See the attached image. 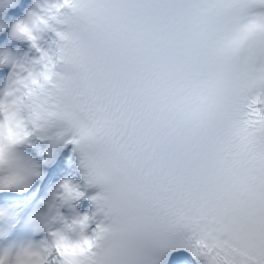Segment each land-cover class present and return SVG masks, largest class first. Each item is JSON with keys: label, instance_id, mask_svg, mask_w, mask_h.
Masks as SVG:
<instances>
[{"label": "snow or ice", "instance_id": "6c2138e0", "mask_svg": "<svg viewBox=\"0 0 264 264\" xmlns=\"http://www.w3.org/2000/svg\"><path fill=\"white\" fill-rule=\"evenodd\" d=\"M9 36L0 264H264V0H38Z\"/></svg>", "mask_w": 264, "mask_h": 264}, {"label": "bare ground", "instance_id": "6f19581e", "mask_svg": "<svg viewBox=\"0 0 264 264\" xmlns=\"http://www.w3.org/2000/svg\"><path fill=\"white\" fill-rule=\"evenodd\" d=\"M37 2H38V0H33V2L31 3V8L28 9L27 13H28L29 11L36 10V4H37ZM50 35H51V33H50ZM41 43H42V42H41ZM29 56H30V57H33V56H35V55L29 54ZM83 205H84V203L82 202V200L79 201V207L81 208ZM78 211H79V210H78ZM80 211H82V210H80Z\"/></svg>", "mask_w": 264, "mask_h": 264}, {"label": "rangeland", "instance_id": "374dc122", "mask_svg": "<svg viewBox=\"0 0 264 264\" xmlns=\"http://www.w3.org/2000/svg\"><path fill=\"white\" fill-rule=\"evenodd\" d=\"M41 42H42V44L45 47H48L51 44V41H50V33L44 34L43 39H42Z\"/></svg>", "mask_w": 264, "mask_h": 264}]
</instances>
